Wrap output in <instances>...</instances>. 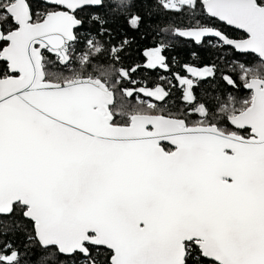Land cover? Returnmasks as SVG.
Listing matches in <instances>:
<instances>
[{"label": "snow or ice", "instance_id": "1", "mask_svg": "<svg viewBox=\"0 0 264 264\" xmlns=\"http://www.w3.org/2000/svg\"><path fill=\"white\" fill-rule=\"evenodd\" d=\"M0 264H264V0H0Z\"/></svg>", "mask_w": 264, "mask_h": 264}, {"label": "trees", "instance_id": "2", "mask_svg": "<svg viewBox=\"0 0 264 264\" xmlns=\"http://www.w3.org/2000/svg\"><path fill=\"white\" fill-rule=\"evenodd\" d=\"M169 14L163 13V12H159V13H153L152 18L148 21L149 24H151L153 27H159V28H165L169 26ZM221 27L229 34L231 35L233 38L235 39H241V38H245V36L235 30H232L228 27H226L225 25L221 24ZM144 31V29H142V32ZM135 36V43L132 45V47L128 50V52L125 54L124 60H123V66L127 67L130 64H133L134 62L137 61H142L143 57H142V51L143 48L145 46V44L150 43L151 41L145 40L143 38V36L141 35V33H134L131 34ZM79 46V45H78ZM186 51L187 49H185L184 51H182L180 53V55L186 56ZM250 59H255L254 57H249ZM95 63L98 66L101 65H107L108 61L106 59V57L101 56L97 59V61H95ZM121 65H116V67H120ZM89 71H92V69H89ZM148 75L146 73H141V74H137L136 79L140 80L143 78V76ZM158 75H166L165 73H153L150 76L151 80H155L157 78ZM242 95H247L246 92L242 93ZM38 255V254H37Z\"/></svg>", "mask_w": 264, "mask_h": 264}, {"label": "water", "instance_id": "3", "mask_svg": "<svg viewBox=\"0 0 264 264\" xmlns=\"http://www.w3.org/2000/svg\"><path fill=\"white\" fill-rule=\"evenodd\" d=\"M223 25H224V24H223ZM225 26L228 27V28H230V29H232V30H235V31H238V32L242 33V34L245 36V38H246V34H245L242 30L235 29L234 27H232V26H228V25H225Z\"/></svg>", "mask_w": 264, "mask_h": 264}]
</instances>
